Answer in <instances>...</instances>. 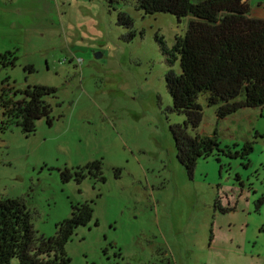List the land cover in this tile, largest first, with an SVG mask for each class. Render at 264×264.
Instances as JSON below:
<instances>
[{"label": "rangeland", "instance_id": "obj_1", "mask_svg": "<svg viewBox=\"0 0 264 264\" xmlns=\"http://www.w3.org/2000/svg\"><path fill=\"white\" fill-rule=\"evenodd\" d=\"M250 7L264 19V0ZM119 12L134 19V39ZM191 18L146 15L134 0H0V94L57 89L45 99L52 125L42 118L30 136L0 127V199L22 201L46 238L74 205L91 203L94 219L66 245L70 264H264V107L218 126L201 95L199 134L218 128L238 156L201 159L193 177L177 158L170 127L186 118L172 111L166 76L181 66L158 38L172 49ZM95 162L101 173L63 181L65 168Z\"/></svg>", "mask_w": 264, "mask_h": 264}, {"label": "trees", "instance_id": "obj_2", "mask_svg": "<svg viewBox=\"0 0 264 264\" xmlns=\"http://www.w3.org/2000/svg\"><path fill=\"white\" fill-rule=\"evenodd\" d=\"M123 1L109 3L114 7ZM134 1L136 9L146 15L170 14L179 20L192 17L186 34L177 37L172 49L163 37L158 38L162 51L171 57L170 63L179 60L181 66L180 74L172 70L166 76L172 111L186 118L182 124L170 127L178 160L193 177L201 159L214 155L237 157L238 153L221 147L218 128L212 136L199 134L204 119L199 98L207 96V105L216 108L218 121L242 109L264 107V20L252 18L249 9H243L245 0ZM118 24L129 31L128 40L135 38L134 19L129 14L119 12ZM6 59L7 54L0 53V62L5 64ZM11 62L15 64V59ZM25 70L34 72L31 66ZM56 94L57 89L45 85L29 86L23 91L4 89L0 94L1 130L20 127L24 135L30 136L36 132L38 120L47 118L52 125V108L45 99ZM87 172L101 173V163L76 171L65 168L61 176L64 182H81ZM93 219L91 203L74 205L71 217L57 225L55 237L46 238L35 230L31 212L22 201L0 199V264H11L13 259L20 264H70L66 245L76 229ZM160 264L172 262L165 259Z\"/></svg>", "mask_w": 264, "mask_h": 264}, {"label": "crops", "instance_id": "obj_3", "mask_svg": "<svg viewBox=\"0 0 264 264\" xmlns=\"http://www.w3.org/2000/svg\"><path fill=\"white\" fill-rule=\"evenodd\" d=\"M243 9H249V11H250V15H251V17L252 18H256V19H261V18H259V17H257V15L256 14H253L252 13V9H251V7H250V0H245L244 2H243ZM261 20H264V19H261ZM206 97V99H207V96H205ZM263 108V107H262ZM262 108H256V109H262ZM215 110H216V108H215ZM246 109H242V110H240L239 112H237L236 114H234V115H232V116H230V117H227V118H225V119H223V120H221V121H219L218 122V124H216V125H218V126H220V123L221 122H224V123H226V122H228V121H231L230 122V124H232V125H235V124H237L238 126H241V122H242V120H241V114H243V111H245ZM217 111V110H216ZM205 118V117H204ZM247 118H249L250 119V117H247ZM203 122H204V119H203ZM203 122H202V124H203ZM213 126H215V123L212 125V127ZM225 126V125H224ZM227 126V125H226ZM226 126H225V128H226ZM227 130L228 131H231V136L232 137H235V135L238 133V132H236V131H234V129L232 128V127H229V128H227ZM213 134H214V132H213ZM212 134V135H213ZM212 135H205V136H212Z\"/></svg>", "mask_w": 264, "mask_h": 264}]
</instances>
